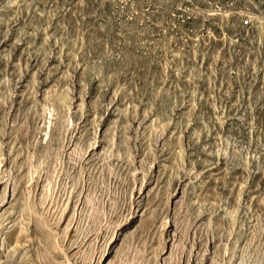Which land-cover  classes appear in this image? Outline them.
<instances>
[{
    "label": "rangeland",
    "instance_id": "374dc122",
    "mask_svg": "<svg viewBox=\"0 0 264 264\" xmlns=\"http://www.w3.org/2000/svg\"><path fill=\"white\" fill-rule=\"evenodd\" d=\"M0 264H264V0H0Z\"/></svg>",
    "mask_w": 264,
    "mask_h": 264
}]
</instances>
